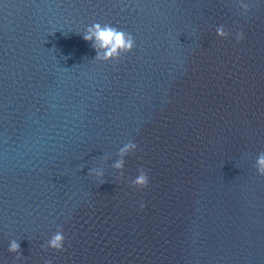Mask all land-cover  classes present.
<instances>
[{
    "label": "water",
    "instance_id": "1",
    "mask_svg": "<svg viewBox=\"0 0 264 264\" xmlns=\"http://www.w3.org/2000/svg\"><path fill=\"white\" fill-rule=\"evenodd\" d=\"M247 2L0 0V264H264V0ZM93 22L136 46L96 60ZM58 226L63 251L42 249Z\"/></svg>",
    "mask_w": 264,
    "mask_h": 264
},
{
    "label": "clouds",
    "instance_id": "2",
    "mask_svg": "<svg viewBox=\"0 0 264 264\" xmlns=\"http://www.w3.org/2000/svg\"><path fill=\"white\" fill-rule=\"evenodd\" d=\"M240 8L247 12L248 2L247 0H238ZM216 35L219 37H226L230 34L227 33L223 25L216 27ZM83 39L91 42L92 48L95 50V59L106 62L113 59H118L123 53H127L133 50L136 46V41L133 35L122 29H118L108 23L101 24L99 22H93L88 24L83 30ZM244 39V32L242 30L235 32V40L239 43ZM137 144L134 141H128L120 146L117 150V158L112 162L111 167L117 171H120L125 166V157L129 154L137 151ZM254 167L257 174L264 175V151L259 152L255 159ZM89 174L95 177L100 183H103L104 169L100 167H94L89 170ZM129 183L136 187H146L149 183V176L145 169L141 166L137 169V174L132 178ZM139 207L143 209L145 204L141 202ZM65 243V236L60 226L53 232L48 239L40 245L42 249H55L57 251H63ZM19 243L17 240L12 239L8 243L9 252L17 254L19 260L21 255L19 252ZM44 264H53L51 259H46Z\"/></svg>",
    "mask_w": 264,
    "mask_h": 264
}]
</instances>
